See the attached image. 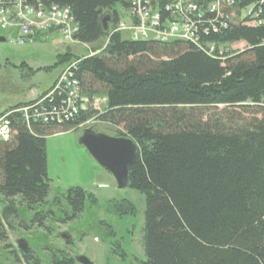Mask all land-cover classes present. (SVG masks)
I'll return each instance as SVG.
<instances>
[{
    "label": "trees",
    "instance_id": "trees-1",
    "mask_svg": "<svg viewBox=\"0 0 264 264\" xmlns=\"http://www.w3.org/2000/svg\"><path fill=\"white\" fill-rule=\"evenodd\" d=\"M131 1L31 0L45 9L67 8L76 41L92 46V53L100 51L56 58L60 66L76 62L80 95L88 100L101 95L104 109L92 113L86 104L60 124L26 126L19 115L9 116L14 135L0 143V241L1 221L17 215L15 199L34 212L31 222L38 227L48 215L42 208L60 203L58 198L46 202V137L75 131L93 118L138 147L128 169L129 188L145 202V260L138 264H264V0H223L222 12L206 13L208 19L198 26L197 45L131 41L123 33L104 36L102 15L109 14L108 29L113 28L123 20L116 7L124 15ZM189 1L201 12L208 8L209 0ZM166 5L157 1L162 20ZM251 8L259 9L261 25L251 26L243 17L241 10ZM62 98L55 93L44 107L60 109ZM61 199L70 215L60 223L77 218L87 200L95 204L81 188L67 190ZM107 209L120 216L135 213L126 200L110 201ZM22 259L41 264L29 251ZM51 264L74 260L54 251Z\"/></svg>",
    "mask_w": 264,
    "mask_h": 264
},
{
    "label": "rangeland",
    "instance_id": "rangeland-1",
    "mask_svg": "<svg viewBox=\"0 0 264 264\" xmlns=\"http://www.w3.org/2000/svg\"><path fill=\"white\" fill-rule=\"evenodd\" d=\"M116 10L123 17L121 7L117 6ZM13 31L0 30V36L7 39L6 43H0V112L16 98L31 92H46L65 66L57 65L58 54L69 52L81 56L89 53L84 46L62 43L55 33L43 34L39 39L33 35L22 45L12 44V40L18 37L17 31ZM98 45L104 47L103 43ZM88 48L92 50V46ZM44 68H49V71H43ZM84 97L89 111H103L104 100L101 95L89 100ZM86 129L108 137L116 135V128L92 118L75 131L46 137L47 177L50 181L46 202L51 203L58 198L60 203L58 206L48 204L42 208L48 215L43 226L38 227L31 222L34 212L24 208L18 199L14 200L17 215L4 222L6 238L0 243V264H25L23 254L17 247L20 240L27 243L28 251L41 264H51V252L54 251L67 253L74 264H77L75 260L79 256L92 264H138L145 260L142 247L144 197L129 187L119 190L113 177L78 145V139ZM118 130L123 132L121 127ZM71 188L83 189L93 196L95 204L87 200L83 212L77 218L60 223L59 219L70 215V209L61 197ZM121 200L134 206V215L120 216L107 209L110 201ZM39 210L41 207H35L36 212ZM110 230L113 234L109 233ZM62 234L70 236L71 245L64 244L60 237Z\"/></svg>",
    "mask_w": 264,
    "mask_h": 264
},
{
    "label": "built area",
    "instance_id": "built-area-1",
    "mask_svg": "<svg viewBox=\"0 0 264 264\" xmlns=\"http://www.w3.org/2000/svg\"><path fill=\"white\" fill-rule=\"evenodd\" d=\"M157 1L132 0L123 20L108 29V36L123 33L131 41L166 43L181 40L197 45L200 32L198 26L201 28L204 19H208L205 14L217 15L222 12L224 6L223 0H209L207 10L201 12L189 0H165L168 16L162 20ZM253 10L254 8L241 11L243 17L250 20L251 26H259L261 23L257 17L260 11ZM0 30L17 31L18 37L12 40V44L16 45H22L25 40L36 34L43 36L55 33L64 44L86 47L89 51L87 56L98 53H92L88 46L76 41L77 27L67 8L51 6L45 9L40 4H31V0H0ZM209 49L211 53L214 48L210 46ZM75 66V61L66 64L45 96L0 114V143H8L13 138L14 132L8 119L13 114L19 115L26 126H29L30 122L38 121L44 124L56 121L60 124L86 108L87 101L80 95L78 82L74 79ZM55 93H61L63 97L58 106L60 109L44 107L45 100Z\"/></svg>",
    "mask_w": 264,
    "mask_h": 264
},
{
    "label": "water",
    "instance_id": "water-1",
    "mask_svg": "<svg viewBox=\"0 0 264 264\" xmlns=\"http://www.w3.org/2000/svg\"><path fill=\"white\" fill-rule=\"evenodd\" d=\"M109 14L102 15L100 26L104 36H108ZM7 39L0 36V43H6ZM78 145L82 146L97 165L106 170L114 179L116 187L123 190L129 187L128 169L134 163L137 145L128 137H108L96 133L91 129L82 132L78 139ZM66 246L71 245L70 236L60 235ZM18 249L23 254L28 253V246L24 240L17 243ZM77 264H92L83 256L76 258Z\"/></svg>",
    "mask_w": 264,
    "mask_h": 264
},
{
    "label": "crops",
    "instance_id": "crops-1",
    "mask_svg": "<svg viewBox=\"0 0 264 264\" xmlns=\"http://www.w3.org/2000/svg\"><path fill=\"white\" fill-rule=\"evenodd\" d=\"M13 32H15V31H13ZM59 73H60V71H59ZM59 73L57 74L55 79L58 77ZM55 79H54V81H55ZM54 81H53V83H54ZM53 83H52V85H53ZM50 88L46 92H43V93L31 92L29 94L24 95L22 98H16V100H13V103L11 105L7 106L3 111H1L0 114L7 111L8 109H10L12 107L19 106V105H22V104L27 103L29 101L40 98L41 96L45 95L50 90Z\"/></svg>",
    "mask_w": 264,
    "mask_h": 264
},
{
    "label": "flooded vegetation",
    "instance_id": "flooded-vegetation-1",
    "mask_svg": "<svg viewBox=\"0 0 264 264\" xmlns=\"http://www.w3.org/2000/svg\"><path fill=\"white\" fill-rule=\"evenodd\" d=\"M0 205H2L1 203H0ZM2 220V219H1ZM1 223L3 224V227H4V221L2 220L1 221ZM5 238H6V232H5V228H4V239H2L1 241H0V243H2L4 240H5ZM23 254V253H22Z\"/></svg>",
    "mask_w": 264,
    "mask_h": 264
}]
</instances>
